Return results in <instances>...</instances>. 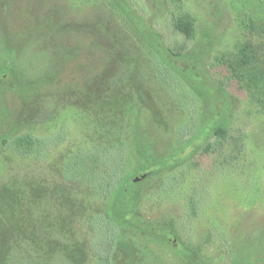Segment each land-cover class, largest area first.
Wrapping results in <instances>:
<instances>
[{
	"label": "rangeland",
	"instance_id": "374dc122",
	"mask_svg": "<svg viewBox=\"0 0 264 264\" xmlns=\"http://www.w3.org/2000/svg\"><path fill=\"white\" fill-rule=\"evenodd\" d=\"M123 1L143 31L115 0H0V264H264V0ZM91 45L94 102L48 89ZM2 77L46 88L10 128Z\"/></svg>",
	"mask_w": 264,
	"mask_h": 264
},
{
	"label": "trees",
	"instance_id": "16d2710c",
	"mask_svg": "<svg viewBox=\"0 0 264 264\" xmlns=\"http://www.w3.org/2000/svg\"><path fill=\"white\" fill-rule=\"evenodd\" d=\"M116 3L118 5H120L121 7H123V9L125 10V12L127 13V15L135 21L134 19V14L135 12L131 9L130 6H128V4H126V2H124L123 0H115ZM136 26L139 28L140 31H143L141 28V24L139 22H135ZM61 35H65V34H68V36L72 33L68 30H64L62 32H60ZM146 34V32H145ZM144 34V36H145ZM67 36V37H68ZM70 38L68 40H71L74 38V35H70L69 36ZM149 39V38H148ZM150 43H152L150 40H148ZM73 42V41H71ZM154 45V48L157 50V46L152 43V46ZM92 46V45H91ZM77 52L74 54V52L72 53V56H67L69 53L66 54V57H64L60 63L58 64L57 66V69H56V72H55V75L52 76V78H55L54 80L51 79V82L48 83V84H53L55 87H47L48 89L50 90H55L56 91H59V89L61 91H64V90H67V89H72V87H75V86H79L80 88H77L74 89L76 90L79 95H80V100H85V103L86 102H94V88L91 87L92 83H93V80H95L96 77H99L100 75H102L106 69L109 67V63L108 61H103L101 62V64L103 63V65L101 66V69L100 70H97L98 67H99V63L97 64L95 62V59L93 61L92 58H90L89 56H92L93 53L96 51L97 47H95V49L92 47H90L91 49H87L86 47L85 48H76L74 47ZM74 54V55H73ZM70 55V54H69ZM85 55L84 57V60H79L78 57L80 56H83ZM78 60H77V59ZM76 59V60H75ZM72 60H75V62H73V67H71V71L70 73H68V82H64V78L63 76L64 73H65V66H68V64L70 63V61ZM185 71L187 73H189V75H191L192 77V70L191 69H185ZM75 75V76H74ZM189 75H187L188 77H190ZM4 77H6L4 75ZM193 78V77H192ZM2 80V90H3V95H7L6 98H11L12 101H15L19 103V105H21L20 109L22 108V110L20 111V116L17 118V114H18V111L19 110H15L14 113H8V115H6V118L3 120V123L5 124V128H10V126H12L14 123H17V122H20L22 117H23V113L25 112V109L27 108V106L29 105L30 102L29 99L32 97V95H42L40 94L39 92V89L43 86V85H38V87L36 88V92L34 93V88H24V87H19L18 85L15 84V82H13L12 80H9V79H5V78H1ZM87 79V80H85ZM85 83V84H83ZM58 87H60L59 89H57ZM43 89H46L45 87H42ZM203 88V87H202ZM47 89V90H48ZM205 89V88H204ZM206 90V89H205ZM208 91V90H207ZM202 93H205V92H202ZM153 111V109H152ZM5 112L3 111L2 114H4ZM17 118V119H16ZM9 133L8 129H5L4 131L1 132L0 130V142L2 141H5V137L7 136V134ZM27 144V147H32L34 144V141L30 140V139H27L25 140ZM39 142V141H38ZM40 143V142H39ZM107 157H101L100 158V161L101 162H105V161H108L106 160ZM100 163V162H99ZM114 169V168H113ZM110 170V178L111 180H114V177L116 175H118V171L117 169L116 170ZM117 174H116V173ZM106 172L105 171V176H106ZM117 180V179H116ZM137 184L131 182V180H127L125 182V184L121 185L119 184V189H122V186H127L128 188H132V187H135ZM112 190V188L109 190V192ZM123 203V205H118L116 207V209H114L115 211L117 210V218H121V215L122 214V210L125 209L126 207V203L123 202V200L121 201ZM124 204H125V207H124ZM119 215V217H118ZM13 217V214L10 213V211H5V212H2L0 214V255L2 254V251L4 250V241H2L3 239V235L5 234H8L11 226H10V219H12ZM157 235V234H156ZM195 258V256H194Z\"/></svg>",
	"mask_w": 264,
	"mask_h": 264
}]
</instances>
